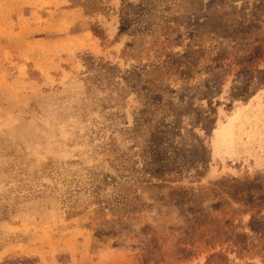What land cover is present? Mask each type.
<instances>
[{"label":"rangeland","instance_id":"1","mask_svg":"<svg viewBox=\"0 0 264 264\" xmlns=\"http://www.w3.org/2000/svg\"><path fill=\"white\" fill-rule=\"evenodd\" d=\"M0 264H264V0H0Z\"/></svg>","mask_w":264,"mask_h":264},{"label":"bare ground","instance_id":"2","mask_svg":"<svg viewBox=\"0 0 264 264\" xmlns=\"http://www.w3.org/2000/svg\"><path fill=\"white\" fill-rule=\"evenodd\" d=\"M237 112H238V111H237ZM237 112H236V113H237ZM240 112H241V111H240ZM241 114H242V112L240 113V115H241ZM240 117H241V116H240ZM235 119H236V118L234 117V120H235ZM235 121H239V120L236 119ZM220 133H221V132H220ZM220 133H219V134H220ZM219 134H218V135H219ZM222 138H223V137H222Z\"/></svg>","mask_w":264,"mask_h":264}]
</instances>
